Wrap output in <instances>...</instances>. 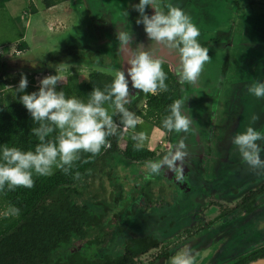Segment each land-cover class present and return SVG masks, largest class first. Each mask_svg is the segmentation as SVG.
Returning a JSON list of instances; mask_svg holds the SVG:
<instances>
[{
    "label": "flooded vegetation",
    "instance_id": "obj_1",
    "mask_svg": "<svg viewBox=\"0 0 264 264\" xmlns=\"http://www.w3.org/2000/svg\"><path fill=\"white\" fill-rule=\"evenodd\" d=\"M243 1V6L238 7L235 14L237 21L227 25L225 29L208 41L201 42V46L208 49L216 45L225 49L233 47L236 41L235 38L242 32L239 23L243 20L246 11L254 6L252 5L254 2ZM138 2L139 0H126L119 3L118 9H116L119 14L115 16L116 13L112 11L110 5L103 1H97L90 8L94 18L92 20L95 26L94 29L99 32L96 33V41L94 44L91 40H88V44H80L82 46L77 47L78 50L72 55L73 59L67 61L61 58L57 67L72 64L90 69L89 73L98 70L108 74L105 69L124 70L126 72L129 67L126 57L129 53L122 52L118 46L119 41L116 35L118 30H125L132 34L130 47L135 48L137 44H143L145 50L152 51L156 55L160 54V50L164 48L151 42L144 31L143 24L136 23L139 13L135 9V5ZM160 3L165 12H167L169 5H173L171 0H160ZM145 11L151 16L154 9L146 7ZM248 16H250V13H248ZM158 49L159 51H157ZM87 53L90 55L88 59L84 58ZM173 53L175 54V52ZM228 61L229 59L226 56L219 75L221 78L215 77V83L204 92V96L200 95L202 90V79L200 77L195 83L182 81L173 72L170 63L161 61L180 82L178 96L179 98H188L185 106L191 111L197 132L195 134H177L155 127V131L160 130L163 132V136H160V139H163L160 149L141 145L140 147L147 149L149 154L143 156L142 153L136 159L124 153L128 142L132 141L136 144V141L131 138L133 130L124 128L120 114L117 112L116 116L113 117L116 128L120 129L116 147L113 151H105L114 152L116 157L113 156V158L115 161L107 164L104 161L105 155H102L91 173L83 177L80 182H76L73 185L74 188L64 189L63 194H61L71 197L67 201L76 197L79 199L75 200L83 206V226L81 232L75 231L71 234L68 242L61 243L60 246L55 248L54 252L52 249V264L53 254L55 256L60 255L61 258L72 263L81 259L83 260L82 264L83 262L85 264H169L170 257L186 245L192 251L194 264H214L207 259L210 254L203 257V252H207L213 247L210 245L211 240L208 239L212 237L211 235L216 234L214 231L216 224L232 222L243 225L246 221L255 224L256 221L262 220L264 179H261L260 175H252L243 184L228 183L227 185H221L219 183V171L224 170L226 164H234L231 158L233 146L225 141L231 133L229 129L238 125V119L240 121V118H238L240 104L237 101L238 99L235 103L231 98L236 83L229 73ZM40 64L38 63L35 67H39ZM208 64L209 62L205 65L202 73ZM245 74V72H242L243 76ZM111 76L114 79L115 76ZM65 78L67 80L68 77ZM229 79H231L230 82ZM129 88L130 94L125 107L138 117L137 124L139 126L146 122L152 124L154 117L146 120L139 115V112H145L146 104L152 93L133 90L131 85H129ZM220 97L227 99L220 101ZM213 101H215V104L211 108V102ZM201 102H205L207 105H200ZM224 103H226V106ZM219 106L225 107L228 112L223 113ZM232 111L234 112L233 116H230L231 120L230 117L228 118V113ZM135 133L142 132L135 130ZM152 135L143 133L144 138L155 140ZM121 139L125 140V145L119 148L118 144ZM180 140L184 141L187 151L181 181H177L174 172L167 170L166 167L159 175H153L148 180H142L143 173L139 172L126 177L127 171L125 168L128 169L131 165H142L144 168L146 161L160 159L168 152L173 151L174 146ZM115 163L126 165L123 169L126 172L118 176L121 182L125 181L126 189H129L126 197L123 196L122 192L124 190L120 188L121 184L117 180L113 182L111 180L112 174H106L105 169H103L107 166H115ZM101 173L102 175L98 176ZM133 178L137 181H133ZM156 179H162L166 182L163 185L161 182H155ZM137 182L140 184H137ZM90 186H95L96 189H91ZM98 186L99 188H97ZM130 203L134 204L136 208L129 209ZM154 206H160L161 210L154 214L148 213V209ZM175 210H177L176 214H173L172 212H175ZM161 211L163 212L157 215ZM125 214L133 217L138 216L140 220L145 221L152 217L151 222L154 224L145 235H137L134 230L130 231L129 226L125 223ZM165 217L171 218L170 223L168 222L171 226L176 223V219L184 224H181L182 228L170 237L166 235V225L165 230H159L162 232L160 237L154 236L151 231L157 224H160L157 221L161 222ZM123 232L127 233L125 237ZM111 246L113 248L109 249ZM112 251H114L113 254L110 253ZM262 251H264V245L225 264H234L245 256L260 252L259 257L245 263L248 264L264 257L261 254ZM217 264H220V262Z\"/></svg>",
    "mask_w": 264,
    "mask_h": 264
},
{
    "label": "rangeland",
    "instance_id": "obj_2",
    "mask_svg": "<svg viewBox=\"0 0 264 264\" xmlns=\"http://www.w3.org/2000/svg\"><path fill=\"white\" fill-rule=\"evenodd\" d=\"M97 1L106 2L110 5L112 11L116 13L115 16H117L119 14L116 12L119 6L118 4L126 0H66L61 4L47 9L44 8L42 0H11L6 3L4 10L0 9V43L13 41L10 44L0 46V61L6 60L7 63L5 69L0 70V77L11 83H15L14 87L6 85L4 88H1L0 86V103L6 104L19 100L20 95L23 93L16 91V89L22 74H26L29 77L31 74L35 75L33 78L35 86L28 85L25 89L26 93L36 91L39 80L44 76L57 74L60 78V81L56 85L57 91L63 90L66 96H75L87 102L88 98L81 97L79 94L72 92L71 86H66L65 84L69 82L68 85H73L74 79L69 77L71 75H76L79 81L86 80L90 69L72 64H67L62 67L57 66H59L58 61L61 58L71 61L73 59V53L78 50V46L88 44V40H91L93 44L96 41V33L98 34L99 32L94 29L95 26L92 23L94 18L90 8ZM171 1L173 2V6L183 9L191 17L192 22L199 28L200 36L197 39L200 43L208 41L211 37L225 29L227 25L236 22L235 14L237 8L243 6L242 3L244 2L243 0ZM248 1L254 2L252 4L254 6L246 11L243 20L239 23V28H242V32L235 38L236 41L233 47L225 49L222 46L219 47L216 45L209 48L208 54L211 59L205 71L200 76L202 79L200 95L204 96V92L210 89L215 83V77L218 76V78H221L219 75L222 71L226 56L229 59L228 70L230 75L233 76V81L236 83L231 98L235 103L238 99L237 101L240 104V114L238 116L240 121L238 119V125L229 129L231 133L225 141L231 144V146H233L231 143L232 138L238 132L244 131L249 125L256 130L264 131V98H257L248 92V88L254 82H264V0ZM248 13H250V16H248ZM55 17H60V20L53 21L52 19ZM19 34L22 35L23 40L29 46L25 51H19L16 48V41L18 40ZM52 53L53 59L50 57ZM85 57L88 59L90 55L87 53ZM38 63L45 65V67L43 69L35 67ZM242 72L246 74L243 76ZM65 77H68L67 80H65ZM230 81L231 79H229ZM219 99L220 101H225L227 98L220 97ZM211 103L212 108L215 101ZM226 103H224L225 106ZM200 105L204 106L207 104L201 102ZM105 107H108V104H105ZM219 109L223 113L228 112L225 107L219 106ZM111 110L113 109L109 108V112ZM233 112L228 113V118L233 116ZM254 114L259 117L255 122L252 121ZM229 119L232 120L231 117ZM135 130L145 135L154 134L152 136L155 140L144 138L142 145L160 149L161 141H163L162 138V140L160 139V136H163L162 131H155V127L150 122L136 127ZM256 143L264 146V140L256 141ZM118 145L119 148H122L125 145V140L121 139ZM103 156L107 164L115 161L113 158L114 152H105ZM260 156L261 159H264V151L260 153ZM231 158L234 164H226L224 170L219 171V183L221 185H227L228 183L243 184L252 175H260V178L264 179V169H253L249 167L241 160L240 154L235 146H233ZM125 166L122 163H115V166H107L103 169H105L106 174H112L111 180L113 182L117 180L121 184L120 188L124 190L122 192L123 196L126 197L129 189H126L125 181L121 182L118 176L126 171V177H130L131 174L133 175V173L137 172L143 173L142 176H144L146 170L142 165H131L130 168H125L126 171H124ZM100 175L102 173L98 176ZM141 179L144 180V177H141ZM256 179L258 180V178ZM132 180L137 181L134 178ZM155 182H161L164 185L166 181L156 179ZM89 188L96 189L95 186H90ZM74 199L79 200L77 197ZM130 204L129 209L136 208L134 204ZM4 210L3 206L0 205V215H2ZM148 210V213L154 214L161 210V208L160 206H154ZM177 210L172 213L176 214ZM162 212H159L157 215ZM124 217L126 218L125 223L129 226L130 231L134 230L137 235H145L146 232H149L152 224H154L151 222L152 217L146 221L140 220L138 216L133 217L125 214ZM170 221L171 218L168 217L163 218L161 222L157 221L160 224H157L151 232L154 236L160 237L162 232L159 230H165L166 225V235L170 237L174 235V232L182 228L181 224H184L176 219V223L171 226L168 224ZM214 228L216 234L211 235L212 237L208 239L211 240L210 245L213 247L211 250L203 252V257L210 254L207 257L209 262L212 261L214 264L219 262L220 264L228 263L264 245V210L262 220L256 221L255 224H251L250 221H246L243 225L228 222L227 224L218 223ZM126 235L127 233H125L124 237ZM112 248L113 246L109 249ZM110 253L113 254L114 251Z\"/></svg>",
    "mask_w": 264,
    "mask_h": 264
},
{
    "label": "clouds",
    "instance_id": "obj_3",
    "mask_svg": "<svg viewBox=\"0 0 264 264\" xmlns=\"http://www.w3.org/2000/svg\"><path fill=\"white\" fill-rule=\"evenodd\" d=\"M150 7L154 12L149 16L145 9ZM139 13L137 24H143L147 37L158 46L177 56L176 75L182 81L195 83L205 65L210 61L209 49L201 46L199 28L183 9L169 5L167 12L161 8L160 0H139L135 5ZM117 39L122 52H128L126 72H116L110 86L105 90L92 89L90 98L84 102L75 96H66L63 90L57 91L59 76L47 75L38 82V89L26 93L27 77L22 75L16 91L23 93L19 102L26 108L32 120L39 127L32 128V133L40 143L35 149L23 151L17 147L0 145V190L7 187L14 190L18 186L32 188L33 173L39 176L51 175L55 169L68 172L73 162L79 159V153L98 154L108 146L107 137L117 131L113 116L118 112L125 129L133 130L131 138L136 141L134 147L143 143V133H135L138 117L125 107L133 90L155 94L167 91V74L162 68L161 58L154 52L145 50L143 44L130 47L132 34L118 30ZM249 94L264 98V82L256 81L248 88ZM188 98H178L168 106V113L161 121V127L169 132H197L191 111L185 106ZM108 103V107L105 104ZM109 108L113 111L110 113ZM259 117L252 116L255 122ZM47 121V123H45ZM54 129L59 130L56 139L46 140ZM264 140V131L256 130L251 125L238 132L232 138V145L240 154L241 160L253 169H264V159L260 153L264 146L256 141ZM187 156L186 145L180 140L174 150L162 158L148 160L144 164V179L159 175L166 169L174 172L176 180L183 179V166ZM179 162V163H177ZM20 209L9 205L2 213L3 217L18 216ZM169 264H194L191 249L186 245L170 257Z\"/></svg>",
    "mask_w": 264,
    "mask_h": 264
},
{
    "label": "trees",
    "instance_id": "obj_4",
    "mask_svg": "<svg viewBox=\"0 0 264 264\" xmlns=\"http://www.w3.org/2000/svg\"><path fill=\"white\" fill-rule=\"evenodd\" d=\"M9 1L11 0H0V9L4 10ZM65 1L42 0L46 9ZM11 42L13 41L2 42L0 46ZM16 42V48L19 51H25L29 47L21 34H19ZM51 58L53 59V53ZM6 64V61H0V70H4ZM161 64L167 74L165 81L168 85L167 91H157L152 94L146 104L145 112L141 111L139 115L146 120L154 117L152 125L165 130L161 127V121L168 113V106L179 98L180 82L171 74L165 64ZM39 67L43 69L45 65L41 64ZM22 75L27 77L29 86H35L33 80L35 75L31 74L30 77L26 74ZM70 77L74 79L73 85H68L69 82L65 85L71 86L72 92L88 99L92 89L105 90L113 80L111 75L98 70L89 73L88 79L84 81H79L76 75ZM6 85L14 87L15 83L0 77L1 88ZM36 127H39V123L32 120L19 100L6 104L0 103V145L17 147L23 151H34L35 145L40 143L38 137L31 131L32 128ZM136 127L139 125L137 124ZM119 130L117 129L114 135L106 138L108 146L103 147L98 154L92 155L81 150L79 159L73 162L68 172L54 168L53 173L48 176H39L33 173L34 185L32 188L18 186L14 190H8L7 187L0 190V205L4 209L9 205H14L20 209L18 216L3 217L0 215V264H52V249L54 252L61 243L68 242L73 232L82 231L83 206L75 199L67 201L71 197L61 194H63L64 189L74 188L73 185L76 182H80L83 177H86L96 167L97 161L105 151L115 149ZM58 135L59 130L54 129L52 133L48 134L46 140L54 141ZM134 145V142L129 141L124 153L136 159L142 153L143 156L149 154L147 149L136 148ZM259 253L245 256L234 264H245L259 257ZM261 254L264 256V251ZM82 261L79 259L72 263L61 258L60 255L55 256L53 254V264H82ZM83 264L85 263L83 262Z\"/></svg>",
    "mask_w": 264,
    "mask_h": 264
},
{
    "label": "water",
    "instance_id": "obj_5",
    "mask_svg": "<svg viewBox=\"0 0 264 264\" xmlns=\"http://www.w3.org/2000/svg\"><path fill=\"white\" fill-rule=\"evenodd\" d=\"M157 51H159V49ZM160 51H161L160 54H158L157 56L161 58V61L170 63L172 65L173 72L176 74V63H177L176 54H174L173 52H169L166 49H162ZM105 72L115 76L117 71L105 69ZM248 264H264V257L251 261Z\"/></svg>",
    "mask_w": 264,
    "mask_h": 264
},
{
    "label": "crops",
    "instance_id": "obj_6",
    "mask_svg": "<svg viewBox=\"0 0 264 264\" xmlns=\"http://www.w3.org/2000/svg\"><path fill=\"white\" fill-rule=\"evenodd\" d=\"M52 20H53V21H55V20H56V21H59V20H60V17H55V18L52 19ZM52 20H51V21H52Z\"/></svg>",
    "mask_w": 264,
    "mask_h": 264
}]
</instances>
